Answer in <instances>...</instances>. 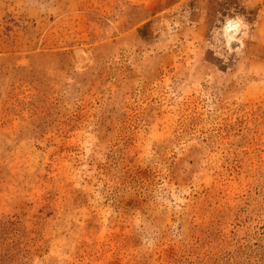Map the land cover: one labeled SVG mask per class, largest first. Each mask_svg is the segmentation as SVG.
I'll return each mask as SVG.
<instances>
[{"label": "rangeland", "instance_id": "obj_1", "mask_svg": "<svg viewBox=\"0 0 264 264\" xmlns=\"http://www.w3.org/2000/svg\"><path fill=\"white\" fill-rule=\"evenodd\" d=\"M0 264H264V0H0Z\"/></svg>", "mask_w": 264, "mask_h": 264}, {"label": "clouds", "instance_id": "obj_2", "mask_svg": "<svg viewBox=\"0 0 264 264\" xmlns=\"http://www.w3.org/2000/svg\"><path fill=\"white\" fill-rule=\"evenodd\" d=\"M238 27V25H232V24H229L228 28H226L225 30V34L227 35V32L228 31H234V29ZM229 39H231V37H229Z\"/></svg>", "mask_w": 264, "mask_h": 264}]
</instances>
